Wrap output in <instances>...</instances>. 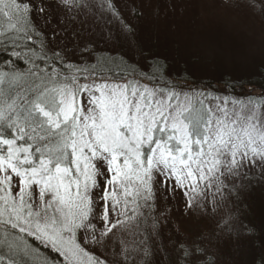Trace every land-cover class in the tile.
Masks as SVG:
<instances>
[{"label":"snow or ice","instance_id":"1","mask_svg":"<svg viewBox=\"0 0 264 264\" xmlns=\"http://www.w3.org/2000/svg\"><path fill=\"white\" fill-rule=\"evenodd\" d=\"M46 2L0 0V264H224L221 236L251 257L235 264H264V232L232 212L170 251L158 206L170 187L211 215L264 184V93L190 88L141 43L142 0H51L100 30L74 49L38 24ZM231 6L264 19V0Z\"/></svg>","mask_w":264,"mask_h":264},{"label":"rangeland","instance_id":"2","mask_svg":"<svg viewBox=\"0 0 264 264\" xmlns=\"http://www.w3.org/2000/svg\"><path fill=\"white\" fill-rule=\"evenodd\" d=\"M233 2L234 0H142L143 16L139 20L141 43L153 52L167 56L174 74L187 70L190 73L186 81L188 86L190 82L197 85L209 81L221 85L230 81L244 84L232 96L245 98L262 93V87L252 88L249 84L264 71V19L245 8L232 7ZM36 3L41 4V0H36ZM50 4L51 0H47L41 5L48 15L45 19L37 18V22L50 39L54 32L58 34L59 39L53 40V46L74 49L83 39L92 40L98 47L104 46L99 28L91 23H82L85 19L83 14L77 15L76 10L65 12L63 9L50 7ZM157 4L158 16L153 12ZM187 10H193L195 16L200 12L202 16L209 17L210 25L219 23L215 31H209L208 36L205 33L201 36V29L191 27V20L188 22L184 18L191 15ZM113 44L120 47L121 51H127L126 45L121 46L116 42ZM190 88L199 89L198 86ZM219 88L222 90L223 87ZM218 92L225 94L223 91ZM247 179H252V185L242 190L240 199L229 197L211 215L189 213L185 207V197L180 191L173 193L170 187H161L158 191V206L168 217L166 220L161 218L162 243L171 251L170 240L194 237L199 233L211 235L214 230L218 231L217 221L230 212L240 215L245 223L251 222L264 232V184L259 183L258 176H250L243 183H247ZM225 241L226 237L221 236L219 247L224 264H235V261L251 258L238 255L233 257V246L231 242ZM255 254H259V249ZM162 259L158 253L155 264H161Z\"/></svg>","mask_w":264,"mask_h":264},{"label":"trees","instance_id":"3","mask_svg":"<svg viewBox=\"0 0 264 264\" xmlns=\"http://www.w3.org/2000/svg\"><path fill=\"white\" fill-rule=\"evenodd\" d=\"M186 12H190L191 15H190V17L184 16V18H187L188 22H189V20H191L192 23L189 24L191 27H197V29H201V31H200L201 36H203L202 34H204V33L207 36L210 35L209 31L214 32L216 27L219 24L218 23V24L210 25L211 19L207 16H202L200 12L196 13V16H195V14H194L195 12L193 10H191V11L187 10ZM198 23H200V24H198ZM217 32H216V35H217ZM223 36L226 37L224 34H223ZM186 81H188V80H186ZM243 85L244 84H242V83L234 84L233 82H230V81H226V82L222 83L221 85L214 83V82H209V81L208 82H202V83H199L197 85H193L192 82H190V84H189L190 87L191 86H198L199 87L198 90L204 89V90L212 91L216 94H220L218 91H223L224 93L227 92L231 95L237 94L238 89L241 90L242 88H240V87ZM220 86L223 87L222 90L219 88ZM249 86L252 88H255L258 86L262 87L261 91H262V93H264V71L263 70L259 73L258 76L254 77V81L250 82ZM36 243L41 248V252L43 255H47L51 259H55L56 261H60L61 258L54 251H52L51 249L43 248L42 245H39V242H36Z\"/></svg>","mask_w":264,"mask_h":264}]
</instances>
